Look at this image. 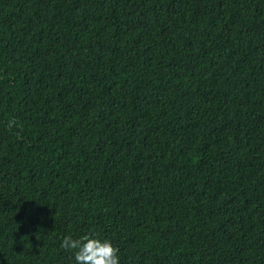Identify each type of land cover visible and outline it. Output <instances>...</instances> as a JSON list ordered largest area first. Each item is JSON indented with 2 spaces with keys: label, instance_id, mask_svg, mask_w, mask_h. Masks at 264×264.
<instances>
[{
  "label": "trees",
  "instance_id": "obj_1",
  "mask_svg": "<svg viewBox=\"0 0 264 264\" xmlns=\"http://www.w3.org/2000/svg\"><path fill=\"white\" fill-rule=\"evenodd\" d=\"M85 233L264 264V0H0V264Z\"/></svg>",
  "mask_w": 264,
  "mask_h": 264
},
{
  "label": "clouds",
  "instance_id": "obj_2",
  "mask_svg": "<svg viewBox=\"0 0 264 264\" xmlns=\"http://www.w3.org/2000/svg\"><path fill=\"white\" fill-rule=\"evenodd\" d=\"M14 121H9V126ZM61 246L72 252L74 264H120L118 249L108 238L93 233L64 236Z\"/></svg>",
  "mask_w": 264,
  "mask_h": 264
}]
</instances>
